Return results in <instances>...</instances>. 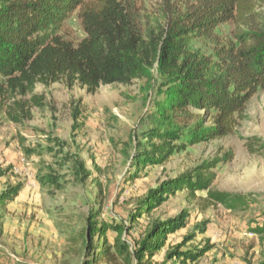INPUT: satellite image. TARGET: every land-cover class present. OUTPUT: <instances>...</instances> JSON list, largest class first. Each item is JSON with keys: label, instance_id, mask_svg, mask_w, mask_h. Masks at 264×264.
<instances>
[{"label": "trees", "instance_id": "obj_1", "mask_svg": "<svg viewBox=\"0 0 264 264\" xmlns=\"http://www.w3.org/2000/svg\"><path fill=\"white\" fill-rule=\"evenodd\" d=\"M130 1L0 0V108L12 99L7 114L14 122L30 119L34 107H44L45 96L36 92L38 84L64 82L95 93L102 85L150 82L154 70L162 77L145 142L135 145L128 182L139 178L144 168L164 165L191 146L235 134L250 100L264 91V28L252 19L264 0H182L178 8L164 0L165 24L158 29L145 27ZM75 13L86 32L79 42L64 32ZM227 22L237 24L235 44L218 46L215 59L191 50L192 36L212 37ZM78 108L74 120L80 116ZM25 152L33 153L28 148ZM222 161L204 160L149 190L131 211L132 226L179 191L200 200L204 209L222 205L236 211L257 203L251 193L214 188L215 168ZM75 172L91 175L85 162H78ZM37 180L42 186L61 188L55 174H39ZM21 190L19 183L2 191L0 207L15 201ZM98 216H89L72 238L83 264H194L210 250V246L184 249L191 236L170 243L171 236L190 224L186 210L150 220L134 243L127 238L131 227L106 223ZM252 230L264 235V219ZM109 232L115 234L113 240ZM0 264L25 263L0 251Z\"/></svg>", "mask_w": 264, "mask_h": 264}, {"label": "rangeland", "instance_id": "obj_2", "mask_svg": "<svg viewBox=\"0 0 264 264\" xmlns=\"http://www.w3.org/2000/svg\"><path fill=\"white\" fill-rule=\"evenodd\" d=\"M181 1L170 0L169 6L178 8ZM130 4L145 27L158 29L165 24L164 0H131ZM252 19L264 28V6L255 9ZM236 29L235 22L221 24L212 37L192 36L190 48L215 59L218 46L236 43ZM64 32L75 42L86 37L77 13ZM162 80L154 70L150 82L136 79L130 85H102L95 93L64 82L49 87L38 84L36 92L45 96V105L34 107L32 118L19 123L7 114L12 99L5 103L8 108H0V193L22 184L18 198L0 207L1 254L25 264H83L72 238L89 216L100 213V221L131 227L127 238L134 243L150 220L186 210L190 224L171 236L170 243L191 236L184 249L210 246L194 264H264V235L252 230L264 219V91L250 100L235 134L191 146L164 165L144 168L139 178L128 182L135 145L145 142ZM77 106L80 116L74 120ZM253 142L256 146H249ZM26 148L33 153H26ZM218 158L224 161L215 168L214 188L251 193L257 203L236 211L222 205L204 209L200 200L179 191L132 226L131 211L149 190L204 160ZM78 162H85L90 176L76 174ZM47 173L57 176L60 189L39 184L38 175ZM109 235L113 240L115 234ZM164 253L157 259L162 260Z\"/></svg>", "mask_w": 264, "mask_h": 264}, {"label": "built area", "instance_id": "obj_3", "mask_svg": "<svg viewBox=\"0 0 264 264\" xmlns=\"http://www.w3.org/2000/svg\"><path fill=\"white\" fill-rule=\"evenodd\" d=\"M26 159L25 158H23V161H25Z\"/></svg>", "mask_w": 264, "mask_h": 264}]
</instances>
